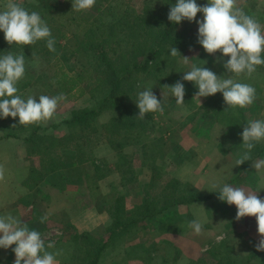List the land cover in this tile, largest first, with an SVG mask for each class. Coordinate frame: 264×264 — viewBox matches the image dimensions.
I'll list each match as a JSON object with an SVG mask.
<instances>
[{
    "label": "trees",
    "instance_id": "16d2710c",
    "mask_svg": "<svg viewBox=\"0 0 264 264\" xmlns=\"http://www.w3.org/2000/svg\"><path fill=\"white\" fill-rule=\"evenodd\" d=\"M64 1H14L27 11H36L40 14L55 39V52L48 50L46 40L37 41L33 45L10 46L5 41L4 33H0V56L7 52H12L16 56L22 54V51L25 56V75L16 85L17 95L25 100L29 97L38 100L41 95L54 97L62 94L67 100L82 101L80 105L71 108L69 114L60 117L61 119L55 118L56 121L45 127L41 121L19 126L18 117L0 118L3 138L21 142L27 157L32 158L35 155L43 161L44 173L37 172L33 167L28 168L27 175L22 177L23 185L32 189L64 168L59 147L62 150L72 147L76 154L83 157L85 149H92L97 143H103L108 149L113 150L117 159V169L113 171L109 168L111 166H108V162L88 156L94 166L96 180L101 181L113 173L121 176L120 182L125 181V171L121 168L125 167L128 175L133 173L129 157L125 153V149L129 148L141 158L143 164L147 163L153 167L154 174L150 182L154 180L156 183L161 179L157 161L163 149L168 147L174 151L175 160L178 158L190 161L195 155L191 152L189 155L188 152L185 155L176 152L179 145L175 141V133L154 140L155 138L151 137L154 132L153 113L146 114L144 119L135 118L139 112L135 100L144 79H152L154 76H158L159 81L166 79L165 63L167 58L171 57L172 46L181 55L202 52L201 60L202 57H206L208 53L197 43L198 32H194V22L182 21L188 22L183 26L182 22L180 24L170 22L167 18L168 13L177 0H163L161 6L159 4L150 10L147 7H142L143 10L140 11L132 9L129 13L124 12L109 22L79 20L78 30L69 32L59 26L64 15L62 11ZM196 3L202 6L201 0H196ZM71 25L72 22L69 26ZM261 58L264 59V53L261 54ZM196 59L200 60L197 57ZM208 59L211 60V57ZM256 72L264 74V65L257 66ZM254 85L251 86L256 90L255 101L245 108L237 107L227 112H224L226 105L222 93L207 97L197 108L184 99V105L189 107V113L176 128L198 134L197 137L205 144L212 142L214 145L212 151L225 148L237 160L239 154L245 150L241 138L243 128L252 121L257 105L264 102V93ZM34 90L42 94L31 95ZM102 117L108 119L100 124L102 133L99 134L95 121ZM234 123L237 127H234ZM13 124L17 127L12 128ZM230 125L235 128L231 132L233 141L231 138L227 140L223 138L228 130L230 133ZM57 128L65 130L62 137L52 133ZM66 142L71 144H65ZM263 151L264 149L256 143L250 153L252 160L236 166V175L226 184L236 186L245 181L250 173V163ZM214 156L217 157L215 161ZM214 156L211 155V160L206 166L218 170L224 160L221 155ZM150 182L142 185L139 192L140 200L128 207H125L121 198L110 192L105 197L107 222L102 226V232L74 235L75 240L66 248L59 241L54 245V252L60 253L59 256H55L58 264H102L108 259L111 260L112 256L121 250L124 252L126 236L136 234L139 229L145 228L143 221L165 211L203 203L215 195L214 192L203 195L190 183H182L175 177L167 181L159 193L153 195L149 191ZM259 198L264 199V192ZM227 241H217L207 251L206 256L211 258L213 264H238L231 256H227L225 262L219 259V254L223 251L221 246L226 248ZM46 250L51 252V248L47 246ZM138 251L142 253L143 249L138 247ZM124 254L129 256L125 252ZM259 256H264V251H252L248 261L251 263ZM204 261L201 258L199 264Z\"/></svg>",
    "mask_w": 264,
    "mask_h": 264
},
{
    "label": "rangeland",
    "instance_id": "374dc122",
    "mask_svg": "<svg viewBox=\"0 0 264 264\" xmlns=\"http://www.w3.org/2000/svg\"><path fill=\"white\" fill-rule=\"evenodd\" d=\"M14 1L15 0H13V2ZM60 1L62 2L64 0ZM7 2L8 0H0V11L5 10L4 6ZM207 2L208 0H201L202 6L207 4ZM159 4L161 6L163 4V0H96L95 5L91 9L77 12L72 11L71 1H64V3H62V11H64V15L60 20L61 24H57H59L62 29L68 30L69 32L72 30L77 31L80 27V23L78 22L79 20H105V22H109L113 20L114 17H117L124 12L129 13V11L132 9L140 11L142 7H147V9L150 10L151 8L158 7ZM236 6L241 8L245 14L253 16L261 25V30H264V0H236ZM158 10L156 13H158ZM111 12L114 14L112 15ZM126 15L128 16V14ZM202 19L203 14L198 13L196 20ZM71 22L72 25L69 26ZM81 22L85 23L84 21ZM193 22L196 29H194V32H198V25L195 21ZM182 23V26L184 24H188V22ZM0 33L3 32L0 31ZM196 36H198V33ZM201 53L202 52L181 55L182 57H188L190 59L187 64L184 63L181 56L168 57L165 63L166 79L159 81L158 76H154L152 79H144L143 83L141 84V88L138 91L139 93L140 91L145 90V88H152L153 93L157 96L158 100L162 102V106L164 108L163 115H161L159 112L153 113L154 132L151 137H154V140H158L161 136H167L169 133H175V141L179 145V149L175 151L180 152L182 155H185L187 152V155H189L190 152L194 153L195 155V157H193L190 161H183L179 160L178 158L175 160V158L173 159L174 151L168 147L163 149L159 153L157 161L160 167L161 179L159 180L156 178L159 180L156 183L154 180L150 182V179L154 174L153 167L147 163L143 164L141 158L137 154H134L133 150L126 148L125 153L129 157L128 161L131 164V171L133 173L128 175L126 168L122 167L121 169L125 171L126 175L125 181L122 180V182H120L121 176L111 173L109 176L103 179L105 180L104 183H101L100 186L95 185L96 177L93 169L94 166L91 164V160L88 158V156L91 155L93 158L96 157L102 161L108 162V166H111L109 168L113 171L117 169V159L114 156L113 150L108 149L103 143H97L96 147H93L92 149L86 148L83 157L76 154L77 152L75 153V151L71 149L72 147L64 150L59 147L58 149L61 150V159L63 161L64 168L57 174H54V178L52 177L53 180L51 182L49 180L41 181L37 186H34L32 189H30L23 185L22 177L27 175V169H30V167L35 168L37 172L44 173L45 168L42 167L43 161H40L35 155H33L32 158L27 157L28 160L26 159L24 162L20 161L18 163H12V160L15 157L20 156L17 154V151L24 149L23 145L19 141H15L16 144L13 145H2V143L9 139H4V133L2 130H0V157L5 156L0 160V165L4 164V159L10 157L14 178H17V181L19 182L18 184L20 186L27 189V198H25L26 196L23 197V199L21 198L22 200L19 202L21 205L18 207V210L21 220L25 224L29 225V230H36L40 232L44 241H47L48 243L54 242V245H56L59 241H61L60 244L65 248L72 244L71 241L75 240L74 235H78L71 223H67V221L71 219V207H69L70 200L66 193L65 194L67 198L62 199V194H60V190L57 189L62 184H66L65 181H67V179L64 180L62 175V173L64 174L65 169V173L68 171L69 182L71 184L80 182V184L85 185V187L90 186V188H92L97 186V192H93L91 189L88 194L84 195L85 200H83L84 203L82 204V209L91 208L93 203H99L103 208L106 209V199H101L100 202L97 200L99 197L98 191L103 187L109 190V192L106 194L107 196L110 192L115 194V197L121 198L122 202L124 201L125 207H128L129 205H132L133 203H136L140 200L139 192L141 191L142 185L150 182L151 189L149 188V191L151 194L155 195L161 191V188L167 181H169L172 177H175L182 183H190L203 195H208L209 193L213 192L215 195L203 203H196L194 206H188L187 208H176V210L173 211H165L160 215L143 221V224L146 226L145 228L139 229L140 231L138 230L139 232L137 231L136 234H129L126 236L127 243L123 247L125 248L124 252L129 254V256L125 255L121 250V252L114 254L111 260L108 259L104 261L103 264H129L130 262V264H199L201 258L205 260L202 262V264H208V262L209 264H213L211 262V258H207L206 256V253H208L207 251L213 247L217 241L226 242L227 239L228 241L226 245L228 246L226 248H224L223 245L221 246L223 251L219 254L220 260L222 259V261L225 262L226 257L231 256L238 264H264V256H259L251 263L248 261V256L251 254V252L256 251V243H251V238L248 235V232H250L248 231L250 230L249 226H255L254 223H252V225L246 224L240 229H238L237 226L232 225V216H235V211L233 208L236 206H230L226 202H221L218 199L219 187L221 186V182L226 179L225 177H219L218 173H213L211 170H208V166H206L209 164V160L206 162L205 160L208 159V157L211 158V155L214 156V154H216L217 156L221 155L222 160H224L223 165L229 164L228 166L232 167L236 165L234 156L228 153L225 148L212 151L214 146L212 142L205 144V142L197 137L198 134L188 132L184 129H177L176 126L184 121L185 117L189 113L184 111V108L186 107L187 109H185L188 110L189 107L185 105V107L183 105L178 106L174 96L170 99H167L165 96L163 97L164 93H171L169 89L164 88L165 85L172 86L177 81H182L185 87L184 99H187L191 105H194V108L199 107L207 99L206 97V99L200 101V103L198 102L199 99H193V96L191 97L190 95L191 93L197 92V87L193 82L182 80L184 73L188 72L190 67L193 65L199 66L195 63L196 57L200 59L198 62L202 63L203 61L210 60L208 57H211V60L209 61L211 65L210 67L213 72L218 71V62L216 56L218 52L210 55L206 54V57H202V60ZM221 58L223 59L225 57ZM241 77H237L235 81L249 85L255 84L254 86L259 88H261V83L264 81L263 79L261 80V76H257L249 83L247 81L241 80ZM193 86L195 89H192ZM42 91L43 89H41V92ZM36 92V90L32 91L31 95L38 96L42 94ZM80 103H82V101L73 99H64L59 101L53 117L46 121H41L42 126L45 127L50 125L53 121H56L55 118H62L63 116L69 114V110L76 107V105H80ZM261 103L263 102H260L257 105V108L252 115V119ZM107 119V117H102L95 121L96 128L99 130V134L102 133L101 128H99L100 124L105 122ZM234 127H237V124L234 123ZM234 127L230 125V133L228 130L226 135L224 134L223 136L225 140L231 138V141H233V135L231 132L235 129ZM175 128L176 131L174 132ZM52 133H54L57 137H62L65 133V130L57 128ZM61 143L62 142L60 141V144ZM65 144L71 143L66 142ZM257 144L259 147L264 149V141H261ZM210 151H212V153L210 156H207L209 155ZM70 153H75L77 157V164L75 165L74 169L68 165L71 163ZM261 159H264V151L250 163V173L246 180L232 187L243 188L245 186H249L250 184L254 185L253 183H255L258 189L253 188L252 192H258L257 195L260 197L262 192H264V188L261 187V185L264 184V176L261 177V174L264 173V169L257 172L252 164ZM215 160H217V157L214 156V161ZM248 181L252 182L248 183ZM6 182L7 181L4 178V180H2V185ZM213 184L218 185V187L214 189L212 187ZM37 188L40 189L35 191ZM112 189L113 191H111ZM247 192L250 191L248 190ZM58 198H61L62 202H65L66 204L64 205L62 202L58 201L53 203ZM23 204H26V207L22 208ZM49 205L52 206L51 208L54 211H46V209L49 208ZM196 205H202L204 209L197 207ZM29 206H31V208L26 210V208ZM229 208L232 209V211H229ZM47 216L48 219H53V223L56 225L53 224L47 226L44 224L46 220L43 224L40 222L42 217ZM96 218L99 220V217ZM228 219L230 221L229 223ZM192 220L201 221L203 225L201 234H195L193 229L188 226L189 222ZM238 225L240 224L238 223ZM95 232H102V227H99ZM56 235H58V237H56ZM219 235L221 238L218 239L217 237ZM256 235L259 236L258 234ZM55 237L57 238L56 240H54ZM187 240L190 242H187ZM138 247L143 249L142 253L138 251ZM192 253L195 254V257H192ZM213 260L217 262L216 259Z\"/></svg>",
    "mask_w": 264,
    "mask_h": 264
},
{
    "label": "clouds",
    "instance_id": "9594fccd",
    "mask_svg": "<svg viewBox=\"0 0 264 264\" xmlns=\"http://www.w3.org/2000/svg\"><path fill=\"white\" fill-rule=\"evenodd\" d=\"M96 0H72V11L91 9ZM3 11H0V31L4 33L5 41L12 46L33 45L37 41L46 40V47L55 52V39L46 22L36 11L29 12L13 0H8ZM202 13L203 19L196 20L197 14ZM168 20L173 24L182 21H195L198 25L197 43L208 54L221 52L222 57H230L223 63L226 75L217 76L206 67L193 65L191 70L184 73L182 80L194 82L198 91L193 99L214 96L222 93L226 105L225 111L237 107L245 108L256 99V90L249 84L236 82L233 78L245 74L251 77L257 66L264 65L261 54L264 53V34L257 20L236 6V0H208L204 6H198L196 0H177L170 7ZM191 51V49H190ZM172 57L181 56L175 48H170ZM182 57V56H181ZM185 64L190 59L182 57ZM218 63L220 60L217 61ZM207 62L204 61V64ZM230 74V75H228ZM25 75V56H14L12 52L0 56V118H19L20 125H30L51 119L56 111L58 102L66 99L64 95L49 97L41 95L39 99L33 97L22 99L17 95V83ZM176 98L178 106L184 105L185 87L182 81L172 86L165 85ZM139 110L135 118L144 119L148 113H164L162 102L153 93L152 88H145L137 94L135 100ZM16 128L17 125H11ZM242 147L245 149L239 154L236 166L251 161V150L256 143L264 141V121H249L243 128L241 135ZM259 172L264 169V159L252 164ZM5 178V169L0 166V181ZM215 189L218 185L213 184ZM218 199L237 208L236 220L243 217H256L258 234L261 237L256 244V251H264V200L257 192H246L243 188L232 187L228 184L219 187ZM203 208L202 205H196ZM204 209V208H203ZM47 217L40 219L41 223ZM222 223V222H221ZM188 226L199 235L203 225L199 220H192ZM15 254L14 264H55V256L60 253H51L46 250L45 241L40 232L29 230L27 224L12 216H0V248L7 250L11 246ZM54 242H49L47 248H53Z\"/></svg>",
    "mask_w": 264,
    "mask_h": 264
},
{
    "label": "crops",
    "instance_id": "0c3cea01",
    "mask_svg": "<svg viewBox=\"0 0 264 264\" xmlns=\"http://www.w3.org/2000/svg\"><path fill=\"white\" fill-rule=\"evenodd\" d=\"M262 34H264V30L262 31ZM216 56H217V61L220 60V62L218 63V71H216L214 73L218 77L219 76H224V75H226V71H225V69L223 67V63L226 62L228 59H230V57H225V58L222 59L221 58L222 57V53L219 52V51H218V54H216ZM206 61H207V63L204 64V61L202 63V62H198V60L196 59L195 63L199 65L198 67H203L204 66V67H206V68H208V69H210L212 71V69L210 67L211 65H210V62H209L210 60H206ZM191 68L192 67H190V69L188 71H190ZM228 75H230V74H228ZM257 76H261L262 77L261 80H262L263 77H264V74H261V73H258V72H254L250 78L247 77L245 74H243L242 77H241V75L239 77H241V80L247 81V82L250 83L251 80H253V78H255ZM233 78L236 79L235 74H233ZM192 89H195V87L193 86ZM260 89L262 90L261 92L264 93V81H263V83H261V88ZM197 91H198V88H197ZM194 95H195V93H191L190 96L191 97L193 96V98H194ZM164 96L167 99L173 98V95L171 93H164L163 97ZM160 97H159V99H160ZM205 99H206V97H201L200 101H203ZM193 103H194V101H193ZM185 108H184V111H186L188 113L189 111L186 110L187 108L186 109ZM255 120L264 121V102L260 104V106L258 107L257 111L255 112L252 121H255ZM12 141L13 140H7L4 143H2V145H5V144H12V145L16 144L15 141L14 142H12ZM17 154L20 155V156L19 157H15L12 160V163H14V162L18 163L20 161L24 162L27 159V155H26V152H25L24 149H21V150L17 151ZM70 156H71V158H70L71 163H69L68 165L73 167V169H74L75 165L77 164V157H76L75 153L74 154L70 153ZM207 156H209V155H207ZM4 157H0V160L2 158H4ZM207 160L210 161L211 158L209 157L208 159L205 160V162ZM228 165L229 164L223 165L218 170H213L212 168H208L207 167V169L211 170L213 173H215V172L218 173L219 177H225L226 180H223V181L220 180V181H222L221 182V186L225 185L229 181V179H231L232 177H234L236 175V165H234L232 167H230ZM0 166H3V168L5 169V179L7 181L3 185H2V181H0V216H6V215L11 214L12 216H14V217H16V218L21 220V217L19 215L18 207L21 205V203H19V202H21L23 197L26 196L25 198H27V195H28L26 193L27 189H25L22 186H20L18 184L19 182L17 181V178H14L12 167H11L12 164H11V158L10 157L4 159V164L0 165ZM232 168H233V170H232ZM65 172H66V169L64 170V174L62 173V175H63L64 180L67 179V181H65L66 184L65 185L62 184L57 189L60 190V194H62V196H61L62 199L67 198V196H68V198L70 200L69 207H71V219H69L67 221V223L68 222L71 223L72 227L75 229L77 234L91 233V232L97 231V229L99 227L101 228L107 222V215H106V212H105V208H103L99 203L98 204L93 203L91 208L82 209V204L84 203L83 200H85L84 199L85 198L84 195L88 194L89 191H91V189H92L93 192H97V190H98L97 186H94L92 188H90V186L85 187V185H81L80 182H77L76 184L75 183L71 184L69 182L68 171H67V173H65ZM53 176L54 175H51L50 177H48L46 179V181L49 180L51 182L53 180V178H54ZM263 176H264V173L261 174V177H263ZM104 181L105 180H103V181L102 180L101 181L96 180L95 181V185H99L100 186V184L104 183ZM249 182L251 183L252 181H248V183ZM222 183H223V185H222ZM253 184L254 185L250 184L249 186H245V187H243V189L246 192L248 190L250 192H252L253 188H257L258 189V187L255 185V183H253ZM261 187L264 188V184L261 185ZM39 189L40 188H37L35 191H38ZM108 192H109V190H107L105 187H103L102 189H99V191H98L99 197H98L97 200L100 202L101 199H105V197L107 196L106 194ZM65 193L67 194V196H66ZM61 198H58L53 203H55L57 201L58 202H62ZM261 200H264V199H261ZM62 203L64 205L66 204L65 202H62ZM24 207H26V204H23L22 208H24ZM51 207L52 206L49 205V208H47L46 211L49 212L50 210H53ZM30 208H31V206L26 208V210L30 209ZM233 210L235 211V216L234 215L232 216V218H233L232 219L233 220L232 225L237 226L238 229L242 228L246 224L252 225V223H254L255 226H249L250 230H248V231H250V232H248V235L251 238L250 239L251 243L255 242L257 244L261 237L256 235V234H258V231H257L258 226H257L256 217H254V216L253 217L246 216V217L241 218L239 221H237L236 220L237 208L234 207ZM229 211H232V209L229 208ZM228 213H230V212H228ZM96 217H99V220H97ZM46 221H47V223H46ZM46 221H45L44 224H46L47 226L48 225H53V224L56 225L55 223H53V219H51V218L48 219V216H47ZM229 222L230 221L228 219V223ZM238 223L240 225H238ZM27 226H29V225H27ZM48 233H49V231H48ZM188 235H190V234H188ZM191 236H193V235H191ZM56 237H58V235H56ZM56 237H55L54 240L57 239ZM217 238L219 239V238H221V236L219 235ZM187 242H190V241L187 240ZM191 242H193V241H191ZM47 244H48V242L45 241V245L46 246H47ZM14 247H15V245L11 246L7 250H5L3 248H0V264H14L15 254L12 251V248H14ZM54 247L51 248V252H53V253H55L54 252ZM197 252H196V254H197ZM192 255H193L192 257H195L194 253H192ZM57 256H59V255H57ZM55 264H58L57 260H55Z\"/></svg>",
    "mask_w": 264,
    "mask_h": 264
}]
</instances>
